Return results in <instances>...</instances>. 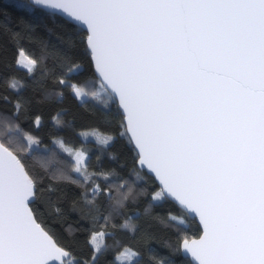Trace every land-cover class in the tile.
Listing matches in <instances>:
<instances>
[{"label":"snow or ice","instance_id":"1","mask_svg":"<svg viewBox=\"0 0 264 264\" xmlns=\"http://www.w3.org/2000/svg\"><path fill=\"white\" fill-rule=\"evenodd\" d=\"M5 6L21 15L15 26L7 13L0 22V68L9 70L0 75V106H11L0 107V264H264V0ZM41 29L58 33L57 42ZM29 86L45 99L71 95L115 109L127 156L96 128L79 133L95 140V165L83 144H45L25 130ZM93 88L103 89L99 97ZM32 124L42 127V117ZM68 186L79 190L70 203ZM142 198L145 223L174 232L167 257L150 246L156 234L128 214ZM165 204L179 214L152 215ZM38 205L65 223L76 214L83 245L70 242L71 225L67 236L48 227ZM117 228L138 234V244L118 239Z\"/></svg>","mask_w":264,"mask_h":264},{"label":"trees","instance_id":"2","mask_svg":"<svg viewBox=\"0 0 264 264\" xmlns=\"http://www.w3.org/2000/svg\"><path fill=\"white\" fill-rule=\"evenodd\" d=\"M10 0H0V22L4 19V14H8L9 22L12 26H15L18 23V16L21 13L17 9H12L10 7H6ZM51 26V25H50ZM42 35H45L48 39L51 40L53 44L57 42L56 34H48L43 29L40 30ZM81 57H83V52L79 53ZM51 64V61H49ZM89 72L91 73L93 69L91 68L90 62L88 63ZM8 69L0 68V75L5 74ZM17 76L27 80L26 74L24 71H18ZM52 81L49 80L47 82V87L51 88ZM92 91L97 92V96L99 97L102 93L103 89H99L97 91L96 88H93ZM0 92H3V87L0 86ZM9 95L15 96L14 93H8ZM22 95L30 99L31 108L27 118L22 121V126L25 130L34 131V133L41 137L45 144H51L53 137H64L74 147H80L82 144L92 150L93 154V164L95 165V155L97 154V146L96 142L93 140H85L81 139L79 133L82 130H89L92 128L99 129L101 132L108 133L110 135H114L117 138L118 143L115 144L112 151L116 152L117 155H120L121 152H126V140L119 136L120 129V120L122 117L113 109L111 113H104L101 111L99 105L95 102L90 101L87 104H81L77 99L73 98L71 95H66L62 99L57 97H52L50 99L44 98V92L42 89L33 90L31 86L26 88ZM4 108L10 109L11 106H0ZM57 113H60V119L64 121V125L62 127H56L53 123L52 117ZM35 115H39L42 117V127L36 129L32 124V120ZM54 147V145H53ZM60 160L64 165L71 164L72 161L67 157V155L60 153ZM121 162H124V157H121ZM35 166L40 168V163L35 162ZM60 166V165H57ZM68 193V203H70L71 198L74 196H78L79 190L74 188L73 186H68L66 188ZM148 203L147 198H142L141 202L138 205H129L128 206V214L133 216L134 222H137L142 229H148L154 232L157 236L156 240L151 241L150 246L159 253L160 257H167L170 255V249L166 247L169 243H174L176 237L172 229L164 226L159 223L157 220H149L148 223H145L146 218L144 217V208ZM40 207V211L44 214V220L47 223L48 227L52 228L58 234L62 236H67V228L69 225L72 226L73 231L76 232V240L71 241L72 243H76L79 246L83 245L84 235L80 232L81 225L76 223L77 215L72 214L67 219V223L63 220H59L53 217L51 214L47 213L43 206L38 205ZM171 210L174 214H179L177 209L172 204H165L162 207H153L152 215L153 216H165L167 212ZM139 216V219H137ZM116 223L119 225L122 223V220L117 219ZM117 238L124 240L126 243L130 244H138L139 236L138 234L134 236L131 233L120 232L119 228L116 229ZM109 243H112V239L110 238ZM86 251V250H85Z\"/></svg>","mask_w":264,"mask_h":264},{"label":"rangeland","instance_id":"3","mask_svg":"<svg viewBox=\"0 0 264 264\" xmlns=\"http://www.w3.org/2000/svg\"><path fill=\"white\" fill-rule=\"evenodd\" d=\"M81 139L83 140V139H85V138H82V137H81ZM85 140H93V141H95L92 137H88V138H86Z\"/></svg>","mask_w":264,"mask_h":264}]
</instances>
